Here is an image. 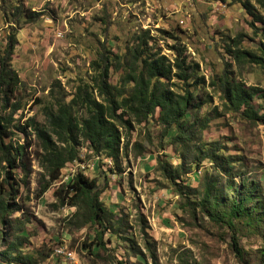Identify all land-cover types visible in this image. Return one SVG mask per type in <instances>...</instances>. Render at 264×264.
<instances>
[{
    "label": "rangeland",
    "instance_id": "rangeland-1",
    "mask_svg": "<svg viewBox=\"0 0 264 264\" xmlns=\"http://www.w3.org/2000/svg\"><path fill=\"white\" fill-rule=\"evenodd\" d=\"M248 1L264 19L263 0ZM144 30L149 31L147 45L152 52L172 60L171 45H177L186 63L198 64L196 76H203L205 82L195 84V78H190L184 87L193 92L196 102L198 97L205 99L198 109L199 118L207 120L202 140L217 143L221 157L232 161L233 171L255 183L256 200L262 203L259 211L264 214V120L229 108L210 85L226 68L231 79L264 93V68L248 58L235 61L227 52L233 47L253 51L264 42V22L246 14L238 0H0V54L14 32L10 63L19 78L8 102L0 98V115H9L7 129L12 131L5 141L28 140L32 142L29 151L39 150L34 135L24 137L15 125L28 117L45 123V105L53 95L69 99L80 82L89 81L94 75L91 62L99 59L103 47L108 48L112 64L109 82L122 84L128 71L125 49L139 36L143 38ZM252 103L255 108L264 106V95L261 98L257 92ZM13 105L19 108L12 111ZM132 126L127 159L121 158L123 170H113L111 161L81 147L85 163L62 168L60 179L44 190L47 176L30 155L29 170L15 200L20 208L6 216L11 225L0 221V251L18 236L21 253L29 255L28 264H116L118 260L123 264H259L264 225L237 219L229 227L193 210L185 194L173 191L156 162L157 156L165 155L177 163L181 146L171 140L175 129L170 127L159 139L160 125L150 120L149 140L143 122H132ZM133 142L144 148L139 155ZM200 164L177 180L188 185L184 190L188 199L199 198L207 177H214L219 191L227 194L222 171L206 158ZM80 165L89 178L104 185L102 202L122 219L117 235L102 233L103 247L94 240L96 225L83 223L85 209L61 205L53 194ZM14 172L23 177L19 170ZM240 173L233 177L236 183L243 176ZM231 233L242 249V259L231 248Z\"/></svg>",
    "mask_w": 264,
    "mask_h": 264
},
{
    "label": "trees",
    "instance_id": "trees-1",
    "mask_svg": "<svg viewBox=\"0 0 264 264\" xmlns=\"http://www.w3.org/2000/svg\"><path fill=\"white\" fill-rule=\"evenodd\" d=\"M238 2L246 14L264 22L263 17L248 0ZM148 32L144 30L143 38L139 36L134 45L126 47L124 56L128 71L121 80L122 84L114 85L109 82L112 64L108 61V48L103 47V51L98 53L99 59L91 62L94 75L90 80L80 82L69 99L53 95L52 101L45 105V123L41 124L33 117H28L22 124L15 125L24 137L34 135L39 148L35 153L29 151L31 141L16 144L10 140L5 141V138H10L12 134V131L7 129L10 117L0 115L1 223L11 225L6 216L20 208L15 200L28 173L32 159L30 155L33 154L32 157L39 161L44 175L47 176V182L42 187L44 190L50 182L60 179L62 168L84 162L79 154L81 147L85 148V152L111 161L113 170H123L121 158L127 159L132 122H143L150 140L149 122L152 120L160 125L159 139L165 137L170 127L175 129L171 140L181 146L177 163L173 164L165 155L162 159L157 156L156 162L158 169L172 184L173 191L176 194H185V202L194 205L193 210L197 208L209 220L225 223L229 227H232L237 219L245 220L247 225H264V214L259 211L262 209V203L256 200L255 183L248 180L244 173L233 171L232 161L221 157L217 143L202 140V130L207 120L206 117L199 118L198 109L205 99L198 97L196 102L193 92L184 87L189 84L190 78H195V84L205 82L203 76H196L198 64L186 63L177 45H171L174 51L172 60L166 54L152 52L147 45L151 38ZM15 40V34L12 32L0 54V98L4 104L19 85L18 75L10 63ZM237 43L236 41L232 46ZM227 52L235 61L248 58L264 68V42H260L253 51L233 47L227 48ZM121 62L123 63L124 59ZM174 76L177 81L170 82ZM210 85L216 88L229 108L241 111L249 118L264 120V106L258 105L255 108L252 103V97L257 92L263 97L262 90L255 86L245 87L231 79L226 68L215 80H210ZM18 108L19 105H13L12 111ZM259 108L263 113L258 114ZM80 109L83 113H80ZM133 147L138 155L144 150L135 142ZM204 158L213 161L215 167L225 175L228 193H221L214 177H207L199 198L191 201L184 191L188 185H182L177 180L180 174H186L193 167L200 166ZM15 170H19L23 177L18 178ZM84 170L85 168L77 167L72 177L53 194L61 205L66 203L85 209L83 223L96 225L94 240L98 247H103L102 233L108 231L109 235H117L122 219L102 202L100 196L104 185L100 186L95 177L89 178ZM239 173L243 176H239L241 179L236 183L233 177ZM230 238L232 250L237 258L242 259V249L235 234L231 233ZM19 247L18 236L7 241L0 251V264H28L29 255L22 254ZM116 264H123V261L118 260ZM259 264H264V248L260 250Z\"/></svg>",
    "mask_w": 264,
    "mask_h": 264
},
{
    "label": "bare ground",
    "instance_id": "bare-ground-1",
    "mask_svg": "<svg viewBox=\"0 0 264 264\" xmlns=\"http://www.w3.org/2000/svg\"><path fill=\"white\" fill-rule=\"evenodd\" d=\"M70 165H73V164H70ZM80 167L82 168L83 167V165H80ZM74 168V167H73ZM68 255V254H67Z\"/></svg>",
    "mask_w": 264,
    "mask_h": 264
},
{
    "label": "built area",
    "instance_id": "built-area-1",
    "mask_svg": "<svg viewBox=\"0 0 264 264\" xmlns=\"http://www.w3.org/2000/svg\"><path fill=\"white\" fill-rule=\"evenodd\" d=\"M75 167V166H74ZM73 169V168H72ZM60 252V251H59Z\"/></svg>",
    "mask_w": 264,
    "mask_h": 264
}]
</instances>
